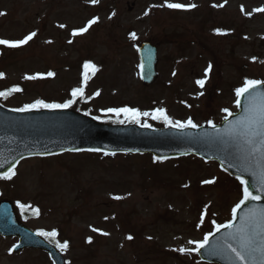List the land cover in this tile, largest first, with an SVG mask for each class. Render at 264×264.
I'll list each match as a JSON object with an SVG mask.
<instances>
[{
  "label": "rangeland",
  "instance_id": "obj_1",
  "mask_svg": "<svg viewBox=\"0 0 264 264\" xmlns=\"http://www.w3.org/2000/svg\"><path fill=\"white\" fill-rule=\"evenodd\" d=\"M166 3L196 7L174 10ZM257 8L264 0H0V39L37 33L20 48L0 45V92L22 89L0 103L7 109L37 100L63 104L83 87L69 108L105 123L127 122L107 110L129 107L164 109L172 121L191 119L197 127L220 124L236 113L235 90L246 79L264 81V13ZM93 19L87 32L72 35ZM147 41L158 47L160 59L158 82L149 88L140 80L138 56ZM85 63L97 69L88 71L87 81ZM37 74L44 78L25 79ZM201 79L203 87L196 84ZM141 122L163 123L151 117ZM14 171L11 180L0 179V200L30 206H17L26 214L24 224L35 232L55 230V245H69L62 251L68 264H206L195 242L231 221L242 199L236 180L197 157L65 153L24 160ZM12 246L0 238V264H52L39 251L14 256Z\"/></svg>",
  "mask_w": 264,
  "mask_h": 264
},
{
  "label": "water",
  "instance_id": "obj_2",
  "mask_svg": "<svg viewBox=\"0 0 264 264\" xmlns=\"http://www.w3.org/2000/svg\"><path fill=\"white\" fill-rule=\"evenodd\" d=\"M139 49L143 65V68L140 66L141 81L149 87L158 79V51L150 43L143 44ZM251 91L264 92V85ZM238 99L239 112L228 116L222 124L215 125V128L204 125L186 128L183 131L176 128L156 130L134 125H106L90 116L68 109L18 112L0 105V164L4 165L0 168V175L16 167L23 158L53 156L65 152L76 153L86 149H100L97 153L149 154L162 160L197 155L205 162H218L221 169L233 178L237 179L239 176L248 181L249 191L253 195H261L260 201H247L238 210L233 223L239 226L240 217L248 209L264 208V194L257 191L259 188L257 179L243 170L238 159L239 149L233 145L225 151L223 145L216 139L217 128L223 130L244 114V108L249 102L248 94ZM228 231L229 229H221L209 236V243L197 251L203 262L241 264L234 256L232 261L226 258L233 255L224 240ZM0 235L20 238L18 247L16 245L14 248L15 253L26 248H38L49 253L54 264H66L64 257L54 247L20 223L15 206L8 200L0 202ZM229 242L237 246L235 242ZM212 249L219 254L209 255Z\"/></svg>",
  "mask_w": 264,
  "mask_h": 264
},
{
  "label": "snow or ice",
  "instance_id": "obj_3",
  "mask_svg": "<svg viewBox=\"0 0 264 264\" xmlns=\"http://www.w3.org/2000/svg\"><path fill=\"white\" fill-rule=\"evenodd\" d=\"M93 4L99 2V0H91ZM227 2V0H225ZM167 8L174 10H189L190 8H195L196 5L192 4L190 6H185L180 3H166ZM155 7V5L153 6ZM215 7V5H214ZM223 7V5H220ZM241 11L244 9L241 7ZM256 12L264 13V8L255 9ZM5 15V13L0 12V16ZM145 15H148V12H145ZM250 15V14H249ZM97 22L96 19L89 21L88 26L81 28L79 30L73 31L72 35L77 36L81 35L88 31V28ZM60 27H64V25H60ZM218 34L220 33L219 30ZM37 35L36 32H31L26 35L23 39L17 41H8L5 39H0V45L6 46L11 49L20 48L22 46L27 45L33 38ZM130 38L132 40L137 39L136 33H131ZM71 43V41H69ZM50 43V41H49ZM143 68V65H141ZM85 75L84 80L88 79V71L95 73L97 71L96 67L91 63L84 64ZM211 69V65H209V70ZM3 73H0V78L3 77ZM48 77H53L55 74L53 72H48L46 74ZM175 75V73H173ZM38 78L43 79V75H29L25 76L26 80H36ZM196 84L200 87H203L205 84V80H197ZM261 85H264V81L254 80V79H246L243 83L242 87H239L235 90L236 97L244 96L246 93L248 94L249 102L244 108V114L240 116L235 122L230 123L226 128L216 129V139L220 144L223 145L225 151H227L231 146L235 145L239 149L238 159L241 161V165L243 166V170L248 172L249 175L253 176L257 179L259 188L257 191H261L264 194V92H252V89H258ZM22 91L19 87H13L10 89V92H20ZM84 88L78 87L72 90L71 96L73 99L68 100L66 103H45L43 100H37L33 104L25 105L19 109H13V111L26 112L31 111L37 108L49 109V110H62L67 109L75 103V99L78 96H83ZM202 94V93H201ZM9 92H0V97H7ZM99 95V92L96 93ZM237 107L240 106V101L237 99L236 101ZM227 111V109H225ZM108 113H113L116 116H120L123 114L125 118L130 123H135L144 128H151V125L146 122H141L142 117H151L153 120H162L165 126L176 128L180 131H183L186 128H196L197 125L193 123L191 119H188L186 122L180 121H172L164 109H156L154 112H143L141 113L137 109L124 107L118 109H108ZM87 115V113H85ZM229 116L232 113H228ZM93 119H97V117H93ZM117 123H124L123 120H117ZM211 124V122H209ZM215 128V125H211ZM86 151L97 152L100 149H86ZM115 155V153L105 152L104 155ZM254 161V166H253ZM4 165L0 164V168H3ZM10 173V174H9ZM15 171L9 169L3 175H0V179L3 180H11L13 176H15ZM239 184L243 186L242 189V199L236 206L232 209V221H229L226 224H216L215 229L219 232L221 229H229V231L225 234L224 240L226 247L233 254L232 256H227L226 258L229 261L233 260V256L235 260H239L241 264H264V208H251L248 209L245 214L240 217L239 226L234 225L233 221L237 218V212L247 201H260L261 195H253L251 191H249L248 181L242 179L241 177H237ZM214 181L206 180L203 183L210 184ZM112 199L119 200L122 199L120 196H113ZM17 206L23 211L26 206L23 203L17 204ZM39 209H35L37 215H39ZM203 220V217H201ZM93 232L99 231L98 229L93 228ZM101 235H108V233L100 232ZM37 236L43 237L48 240L50 243L54 241L58 235V233L53 231H38L36 232ZM128 240H132L133 237L129 235L127 237ZM229 241L235 242L233 243ZM91 243V238L88 240ZM193 243V242H189ZM209 243V236L206 235L201 242H195L196 250L205 248V246ZM61 251L66 250L69 245L67 242L59 243L57 242L55 245ZM18 247V245H17ZM181 252H186V249H180ZM209 255H218L219 253L212 249L208 253Z\"/></svg>",
  "mask_w": 264,
  "mask_h": 264
},
{
  "label": "flooded vegetation",
  "instance_id": "obj_4",
  "mask_svg": "<svg viewBox=\"0 0 264 264\" xmlns=\"http://www.w3.org/2000/svg\"><path fill=\"white\" fill-rule=\"evenodd\" d=\"M11 241H13V245H15V243L17 242V239H15V240H11ZM28 252H34V251H32V250H27V251H24V252H22V253H20V254H16V255H18V256H23V255L27 254ZM16 255H14V256H16Z\"/></svg>",
  "mask_w": 264,
  "mask_h": 264
},
{
  "label": "trees",
  "instance_id": "obj_5",
  "mask_svg": "<svg viewBox=\"0 0 264 264\" xmlns=\"http://www.w3.org/2000/svg\"><path fill=\"white\" fill-rule=\"evenodd\" d=\"M10 89H12V88L4 89V90H2V91L9 92Z\"/></svg>",
  "mask_w": 264,
  "mask_h": 264
}]
</instances>
